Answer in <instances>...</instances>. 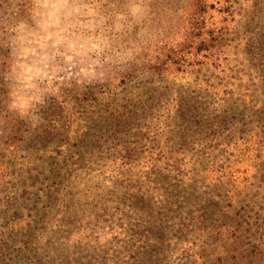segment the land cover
I'll list each match as a JSON object with an SVG mask.
<instances>
[{
  "label": "rangeland",
  "instance_id": "rangeland-1",
  "mask_svg": "<svg viewBox=\"0 0 264 264\" xmlns=\"http://www.w3.org/2000/svg\"><path fill=\"white\" fill-rule=\"evenodd\" d=\"M207 1L203 62L156 86L138 78L119 98L131 110L152 107L158 90L173 101L136 119L142 134L154 127L141 139L96 124L106 100L79 113L61 97L177 42L189 0H33L3 58L2 114L27 133L2 151L0 264H219L231 238L243 264H264V0ZM140 140L168 152L130 165L107 152Z\"/></svg>",
  "mask_w": 264,
  "mask_h": 264
},
{
  "label": "trees",
  "instance_id": "trees-1",
  "mask_svg": "<svg viewBox=\"0 0 264 264\" xmlns=\"http://www.w3.org/2000/svg\"><path fill=\"white\" fill-rule=\"evenodd\" d=\"M213 5L207 0H189L188 8L183 10L182 26L180 28V37L177 42L163 41L159 45L147 46L134 57L133 62L129 64L128 71L121 77L115 78L111 81L102 84H96L94 86H82V87H69L68 95L61 97L63 108L72 107L73 112L80 113V109H94L100 101L106 100L102 106L105 108L103 112L96 115V124H105L106 122L112 123L114 130L122 133L126 128L130 127L133 131V137L140 135L141 139H145L147 132H152L154 127L148 124L145 128L146 133L140 131L141 126H133L136 119L147 120L151 115L158 114L160 112V105L165 106V110L168 112L174 105L173 101L166 99L164 104H161L162 94L159 90L154 91L157 95L155 103L152 107H146L145 109H136L135 105H132L133 110L128 109L129 99L124 96L132 94V85L138 80V78L146 77L150 79L151 83L156 86L159 81L168 82L170 78L176 77L179 74H183L188 71L190 67L194 65H200L202 57L198 56L203 50H208L210 45L209 38H203V34H213V30L206 27L204 14L208 9H212ZM35 14V4L33 0H0V180L4 176V171L8 169L9 162H5L6 156L3 154L10 151L14 153L17 145L21 143L27 129L25 124L20 121L9 119L2 114L1 104L7 96L6 84L3 81V58L6 50L9 34L11 30L15 28L18 23L30 21ZM159 89V87H158ZM140 96L136 97L135 102L139 103L142 97H144L148 89L142 87L140 90ZM127 93V94H125ZM138 93V92H137ZM123 95V97H121ZM166 96V95H165ZM187 107V105H185ZM85 109V110H86ZM65 113L68 109H65ZM156 112V113H155ZM45 111V116L49 117ZM152 121L153 116H152ZM151 120L149 122H152ZM117 124V125H116ZM116 125V126H115ZM133 126V127H132ZM6 130H8L6 132ZM144 131V130H143ZM154 132V137L156 136ZM152 136V137H153ZM150 138V136H148ZM146 142V143H145ZM139 147L137 145L143 144ZM136 146V147H135ZM19 147V146H18ZM168 147L161 146L157 141H139L138 143H131L126 145H118L112 147L109 151L110 155L117 152L120 156L121 164L130 165V162H136L137 160L147 157L150 158V163L158 161L154 159L155 156L161 157L164 150L167 151ZM168 152V151H167ZM11 153V155L13 154ZM9 156V158L11 157ZM14 155V154H13ZM129 162V163H128ZM4 178V177H3ZM1 182V181H0ZM188 225H184L186 229ZM219 228V227H218ZM220 229V228H219ZM235 229V228H234ZM217 232H215L216 234ZM229 247L226 249L224 261L220 259L219 264H243L248 260L246 255L237 254L240 242L237 240H230ZM245 244V243H244ZM244 250V249H240Z\"/></svg>",
  "mask_w": 264,
  "mask_h": 264
}]
</instances>
